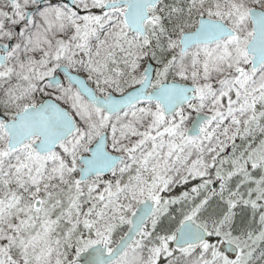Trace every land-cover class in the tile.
<instances>
[{
	"label": "snow or ice",
	"instance_id": "snow-or-ice-1",
	"mask_svg": "<svg viewBox=\"0 0 264 264\" xmlns=\"http://www.w3.org/2000/svg\"><path fill=\"white\" fill-rule=\"evenodd\" d=\"M0 264H264V0H0Z\"/></svg>",
	"mask_w": 264,
	"mask_h": 264
}]
</instances>
